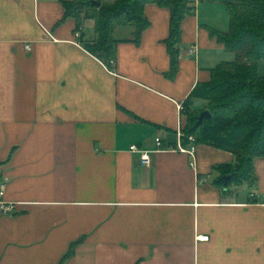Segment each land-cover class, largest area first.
<instances>
[{
	"label": "crops",
	"instance_id": "crops-1",
	"mask_svg": "<svg viewBox=\"0 0 264 264\" xmlns=\"http://www.w3.org/2000/svg\"><path fill=\"white\" fill-rule=\"evenodd\" d=\"M70 1L0 0V183L16 206L0 209V264H60L74 244L64 264H264V158L244 194L216 184L230 153L197 145L193 168L177 152L150 167L130 152L174 146L193 90L235 61L211 36L228 30L212 9L234 0L199 1L184 20L174 77L167 9L145 7L138 43L119 24L109 69L84 48L93 19L64 20Z\"/></svg>",
	"mask_w": 264,
	"mask_h": 264
},
{
	"label": "trees",
	"instance_id": "trees-1",
	"mask_svg": "<svg viewBox=\"0 0 264 264\" xmlns=\"http://www.w3.org/2000/svg\"><path fill=\"white\" fill-rule=\"evenodd\" d=\"M100 0H73L64 2V20L79 23L91 17L95 23L96 40L84 45L91 55L109 69L114 65L115 31L123 22L135 31L138 43L150 23L145 16L147 5H156L170 13L169 37L166 41L172 67L177 72L182 24L195 13L194 0H115L100 7L91 2ZM202 0H200L201 2ZM229 18L226 33L212 31L211 36L235 56L233 63H225L211 71L210 81L200 84L185 103L187 117L185 133L193 136L197 145H204L233 155V165L215 168L221 176L216 184L227 190L232 187L256 184L254 163L264 158V0H234L225 4ZM193 99L207 102L211 115L197 126L202 112L190 111ZM230 176L228 182L225 177ZM77 244L70 247L60 264L74 253Z\"/></svg>",
	"mask_w": 264,
	"mask_h": 264
},
{
	"label": "built area",
	"instance_id": "built-area-1",
	"mask_svg": "<svg viewBox=\"0 0 264 264\" xmlns=\"http://www.w3.org/2000/svg\"><path fill=\"white\" fill-rule=\"evenodd\" d=\"M200 0H194L195 6L199 4ZM83 33V27L79 26L75 32V39L77 41H80L82 38ZM80 45V44H79ZM28 51H30V47L26 48ZM192 52H195L193 49ZM176 144L174 146L164 147L162 139H156L155 145H156V151L150 152V151H144L138 148L137 146H132L130 148V152L133 154H137L140 157L141 165L144 167H150L152 164L151 161V154L157 153V152H177L180 154L187 155L191 158V167L196 168V153H197V144L196 140L193 136H187L185 133V127L179 126L176 133ZM6 190V183L2 182L0 183V209L3 212V214L7 215L16 210V206L14 204H7L2 201V198L5 195ZM254 197V195H253ZM198 242H208L209 237H197Z\"/></svg>",
	"mask_w": 264,
	"mask_h": 264
},
{
	"label": "rangeland",
	"instance_id": "rangeland-1",
	"mask_svg": "<svg viewBox=\"0 0 264 264\" xmlns=\"http://www.w3.org/2000/svg\"><path fill=\"white\" fill-rule=\"evenodd\" d=\"M115 2V0H104V3L106 4H113ZM211 13L214 14V18L216 19V22L218 23L219 26H221L224 22V24H226V22L228 23V29H229V20H228V16H227V12L226 9L223 5V3H220L219 5H216L214 7V9H212ZM228 31V30H227ZM235 189L238 187H234ZM246 189L240 187L239 191L243 192L244 194L247 192Z\"/></svg>",
	"mask_w": 264,
	"mask_h": 264
},
{
	"label": "water",
	"instance_id": "water-1",
	"mask_svg": "<svg viewBox=\"0 0 264 264\" xmlns=\"http://www.w3.org/2000/svg\"><path fill=\"white\" fill-rule=\"evenodd\" d=\"M91 3H92L93 5H96L97 7H100V6H101V3L96 2V1H92ZM210 117H211V115H210V113H209L208 111L203 112V113L200 115V117H199V121H198L197 126H199V125L203 122V120H204L205 118H210ZM224 179H225L226 182H228L231 178H230V176H228V177H225Z\"/></svg>",
	"mask_w": 264,
	"mask_h": 264
}]
</instances>
